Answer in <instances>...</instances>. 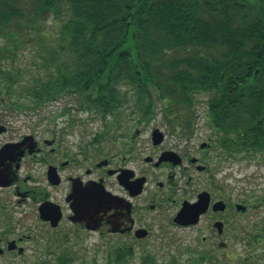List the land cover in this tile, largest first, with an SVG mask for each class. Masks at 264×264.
<instances>
[{
    "label": "trees",
    "instance_id": "obj_1",
    "mask_svg": "<svg viewBox=\"0 0 264 264\" xmlns=\"http://www.w3.org/2000/svg\"><path fill=\"white\" fill-rule=\"evenodd\" d=\"M50 12L56 36L44 26ZM35 38L40 61L22 49ZM0 76V99L11 108L24 104L21 96L39 108L67 93L106 115L125 100L118 86L126 82L136 102L156 90L192 116L205 93V120L231 148L262 149L264 0H0ZM257 230L254 239L264 240V221ZM131 255L117 246L105 262L88 264H127ZM239 256L231 263L255 261ZM71 260L64 253L56 264ZM140 264L184 263L145 254Z\"/></svg>",
    "mask_w": 264,
    "mask_h": 264
},
{
    "label": "flooded vegetation",
    "instance_id": "obj_2",
    "mask_svg": "<svg viewBox=\"0 0 264 264\" xmlns=\"http://www.w3.org/2000/svg\"><path fill=\"white\" fill-rule=\"evenodd\" d=\"M148 96L145 106L101 115L93 133L81 129L75 137L68 117L65 125H47L53 118L46 117L31 124L0 120V264L68 254L71 228L112 234L135 253L167 245L172 227L208 226L199 248L221 259L231 216L250 206L249 199L232 200L227 179L251 150L231 148L212 127L195 142L193 130L155 109ZM201 192L207 205L197 220L175 222L183 202H196ZM85 196L91 207L82 216L77 206Z\"/></svg>",
    "mask_w": 264,
    "mask_h": 264
},
{
    "label": "rangeland",
    "instance_id": "obj_3",
    "mask_svg": "<svg viewBox=\"0 0 264 264\" xmlns=\"http://www.w3.org/2000/svg\"><path fill=\"white\" fill-rule=\"evenodd\" d=\"M24 5L26 4L24 3ZM24 5L19 2V7L23 11L26 9ZM45 18V28L52 31V36H56L58 32L52 26L54 18L51 12ZM62 19L63 17L60 16V20ZM33 45H40L36 41V38L30 40V42H26L22 46L23 52H26V58H29L33 53L35 56L34 61H40L37 51L35 53L32 52L34 50ZM158 65L161 66V64ZM118 87L122 92L121 94L124 95L125 100L128 98L129 100L112 111L117 117L130 113V109L136 107V95L131 90L130 85L126 82H121ZM159 92L154 90L148 96L150 102L153 101L154 103L153 107L157 110L164 109L168 115L172 116L171 120L175 121L177 125H181L182 128L187 127L186 119L189 118L190 122H192L189 129L194 131L193 140L195 142L206 140V136L211 130L210 124L203 117L206 94L203 93L199 96V101L194 107L192 116H190L191 111L184 104L176 105L173 99L168 97L162 98ZM21 100L24 101L22 106L17 105V108H11L8 107L6 101L0 99V120H7L10 124H31L40 117H46L53 118L49 122L44 121L47 125H62V122L65 125L68 117L70 120L69 131L74 137L77 133L81 132V129L87 134L93 133L95 126L102 123L100 122L102 117L100 114H95L94 111L89 109H87L88 111L81 109L77 105L75 96L72 94L64 93L59 95L43 103L37 109L36 107L32 108L26 105L28 104V100L24 99L23 96H21ZM146 101L147 97H144L141 101H138V106L140 104L145 106ZM62 109L66 113L60 115L59 111ZM107 119L110 120V117ZM231 170L232 174L227 180L231 187L232 200L239 199L241 202H244L249 199L250 206H248L246 213L231 216L229 232L222 237L227 246L223 251L221 259L227 264H232L231 259L235 256L241 255L244 259L248 255H253L255 259L253 264H262L264 262V240L256 241L254 237L258 232L259 225L264 221V149L259 152L250 151L248 157L242 161L233 163ZM237 193L240 194L238 195ZM182 195L190 196L191 194L183 193ZM201 232L208 234L210 227L207 226L205 229L172 227L167 233L169 237L167 245L157 249V252L153 249H136V252L130 256L127 264H140L141 257L145 254L154 255L158 261H166L176 257L184 264H211L207 260L201 261L198 258L203 250L199 248ZM70 234L72 239L68 254L72 257V260L68 264H88L94 260L105 262L113 248L116 246L120 247V242L122 241L119 238L118 241L114 240V236L109 233L80 231L74 228L70 229ZM241 256L239 257L241 258ZM32 262L33 260H26L22 264H31ZM48 264H56V260H48Z\"/></svg>",
    "mask_w": 264,
    "mask_h": 264
},
{
    "label": "water",
    "instance_id": "obj_4",
    "mask_svg": "<svg viewBox=\"0 0 264 264\" xmlns=\"http://www.w3.org/2000/svg\"><path fill=\"white\" fill-rule=\"evenodd\" d=\"M204 192L199 194L198 200L194 203H184L177 211L176 215L174 216L173 220L177 223H193L197 220L199 213L204 210L207 205V198H203ZM219 202H216L214 205H218ZM237 208H244L243 204H236ZM91 205L88 203V198L85 196L84 199L77 206V212L80 215H84L90 213Z\"/></svg>",
    "mask_w": 264,
    "mask_h": 264
}]
</instances>
